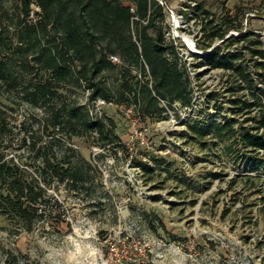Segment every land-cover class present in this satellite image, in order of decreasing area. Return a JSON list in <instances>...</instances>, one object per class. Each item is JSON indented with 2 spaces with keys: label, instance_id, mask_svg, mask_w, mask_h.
Masks as SVG:
<instances>
[{
  "label": "rangeland",
  "instance_id": "1",
  "mask_svg": "<svg viewBox=\"0 0 264 264\" xmlns=\"http://www.w3.org/2000/svg\"><path fill=\"white\" fill-rule=\"evenodd\" d=\"M156 1L165 15L157 22L164 28L166 44H172L166 36L168 13L161 0ZM197 1L210 11L208 14L201 8L207 27L210 19L222 23L227 10L240 7L242 28L229 30L226 36L231 32L240 36L248 30L254 42L260 38L264 42V0ZM124 2L131 4L130 0ZM21 6L22 0H0V25L4 12L13 18L3 19L2 29L10 38L0 44V58L11 57L15 70L29 77L20 67V52L8 49L18 36ZM39 11L34 4L33 22L40 18ZM210 32L211 28L207 29L198 40L202 49L222 39L208 38ZM210 41L212 45L205 47ZM223 42L227 49L243 48L241 60L257 85L264 84L251 51L260 48V43ZM109 55L117 66L104 71L99 79L103 77L114 92L127 69L140 76L145 68L143 77L152 78L145 62L127 60L120 52ZM168 55L176 56L175 50L168 49ZM208 55L197 54L192 59L197 73L196 81L190 80L192 103L176 101L170 105L166 101L167 107L163 101V113L152 116H146L135 104L129 115L125 103L116 96L99 112L98 100L104 98L91 99L93 88L89 84L94 82L82 76L77 67L81 61L73 58L75 74L63 85L60 101L114 117L128 149L102 147L94 137L78 135L72 129L56 133L60 141H52L54 132L47 130L44 107L26 97L28 82L15 89L4 88L0 106L9 130L0 132V151L27 168L47 189V197L31 231L0 218V264H264V165L253 167L244 159L235 137H216L210 129L212 122L226 123L235 113L231 102L235 96L228 90L235 74L225 68L212 70L204 63ZM40 68H34L38 79L50 75ZM216 92L219 94L214 95ZM235 116L240 119L236 124L240 128L249 115ZM202 131L209 133L205 136ZM46 145L49 152L66 154L80 165L85 176L60 181L48 172L44 178L35 162H43ZM139 160L146 166L139 165ZM154 213L163 217L170 232L151 228ZM172 233L183 239H174Z\"/></svg>",
  "mask_w": 264,
  "mask_h": 264
},
{
  "label": "trees",
  "instance_id": "2",
  "mask_svg": "<svg viewBox=\"0 0 264 264\" xmlns=\"http://www.w3.org/2000/svg\"><path fill=\"white\" fill-rule=\"evenodd\" d=\"M124 1L22 0L21 12L17 15L21 18L18 23V36L16 40L12 39L8 49L20 52V67L28 71L30 78L15 70L11 57L0 58V93L2 94L6 87L15 89L27 81L26 97L37 106L44 107L47 113V130L54 132L52 141H60L55 137L56 133L72 129L78 135L94 137L102 147L128 149L117 131L114 117L94 114L91 109H84L78 104H64L60 101L59 97L64 93L63 85L75 74V57L81 61V67H77L82 76L94 82L93 85L89 84L93 88L92 100L102 96L112 101L116 96L118 101H123L127 107L134 104L139 106L146 116L163 113L165 108L162 106V99L170 105L176 101L183 105L192 103L190 77L187 71L181 68L177 56L168 55V49L173 50L172 44H166L164 28L157 22L159 17H165L162 5L156 0H130L131 4H125ZM34 4L40 9L37 12L40 18L33 22L30 17ZM200 8L210 13L204 3L200 4ZM241 11L240 7L237 10H227L222 23L216 22L214 18L210 19L206 30L211 28V32L207 37L226 38L229 30L242 28ZM3 19L13 18L4 12L2 24ZM2 24L0 44L4 45L8 43L10 35H5L2 29L5 25ZM133 26L136 28L137 39ZM243 31L242 35L232 34L224 41L233 43L235 40H244L251 44L260 43V48H251V51L260 66V77L264 79V42L261 38L260 41L254 42L251 39L252 33ZM204 44L209 47L212 41ZM110 52H120L125 59L136 63L145 62L150 68L152 78L146 80L143 77L146 76L145 68L140 76L127 69L123 73L120 88L114 92L106 85L103 77L99 79L104 71L117 66L110 58ZM244 56L243 48L227 49L223 42L215 46L204 61L211 68H225L233 70L235 74V79L230 80L232 85L228 87L235 96L231 99L235 113L233 117L227 118L226 123L212 122L210 129L215 130L216 137H235L236 142L242 146L244 159L253 167L258 164L261 167L264 165V84L257 85L250 68L241 60ZM31 57L37 64L32 63ZM37 65L47 70L50 75L38 79L36 74L39 72H34ZM257 71L259 73V70ZM240 91L242 93H239ZM240 113L249 116L240 122L241 127L238 128L236 124L240 119L235 115ZM250 120L254 122L246 125ZM8 130L7 119L0 106V132ZM201 133L206 136L209 132ZM44 148L43 162H35L38 169H42L45 174L44 178H47L48 172L60 181H77L85 176L82 167L72 163L66 154L49 152V145ZM86 159L92 167L93 162ZM138 163L146 166L143 160ZM35 178L27 168L0 151V218L4 217L27 231L34 228L42 214L40 204L46 201L47 197V189ZM153 216L151 228L154 231H158L159 227L169 231L160 214L154 213ZM172 235L174 239H183L177 234Z\"/></svg>",
  "mask_w": 264,
  "mask_h": 264
},
{
  "label": "built area",
  "instance_id": "3",
  "mask_svg": "<svg viewBox=\"0 0 264 264\" xmlns=\"http://www.w3.org/2000/svg\"><path fill=\"white\" fill-rule=\"evenodd\" d=\"M173 1V3H169L161 0V3L165 6L168 13L166 36L172 42V48L175 50L181 68L187 71L191 81L192 79L196 81L197 73L195 67L192 65L194 56H197V54H209L215 46L227 39L228 36L230 37L233 33L231 32L226 38L220 39L219 42L213 44L208 49H202L198 40L203 37L206 31V25H204L200 3L197 0ZM187 37L190 38L191 41H189ZM211 69L214 70L215 68ZM161 101H164L165 105L168 107L166 100L162 99ZM106 102H108V100L105 98L98 100L97 109L99 112L102 111ZM126 110L127 113L131 115L132 108L126 106Z\"/></svg>",
  "mask_w": 264,
  "mask_h": 264
},
{
  "label": "bare ground",
  "instance_id": "4",
  "mask_svg": "<svg viewBox=\"0 0 264 264\" xmlns=\"http://www.w3.org/2000/svg\"><path fill=\"white\" fill-rule=\"evenodd\" d=\"M187 39H188L189 41H191V39H190V38H188V37H187Z\"/></svg>",
  "mask_w": 264,
  "mask_h": 264
}]
</instances>
